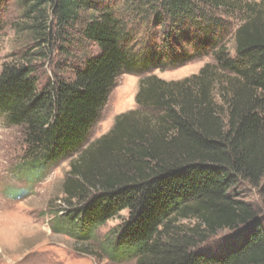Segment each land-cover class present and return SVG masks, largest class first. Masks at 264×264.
Here are the masks:
<instances>
[{"label": "trees", "instance_id": "obj_1", "mask_svg": "<svg viewBox=\"0 0 264 264\" xmlns=\"http://www.w3.org/2000/svg\"><path fill=\"white\" fill-rule=\"evenodd\" d=\"M10 1L0 0V14ZM123 1L131 10L125 15L110 0H21L36 47L3 64L0 115L21 127L29 155L52 164L84 144L120 75L147 74L137 104L159 112L158 120L141 126L122 117L80 156L65 182L59 223L86 241L127 211L110 232L112 255L136 264H264V218L236 194L245 183L259 188L264 203V20L256 12L233 33L217 13L230 0ZM80 48L89 51L73 75L62 77L63 65L39 81L36 64L51 50ZM205 56L214 61L182 80L152 74ZM115 148L124 168L96 171L100 156ZM186 219L194 225L180 223ZM242 228L247 236L226 256L196 251L219 232Z\"/></svg>", "mask_w": 264, "mask_h": 264}, {"label": "rangeland", "instance_id": "obj_2", "mask_svg": "<svg viewBox=\"0 0 264 264\" xmlns=\"http://www.w3.org/2000/svg\"><path fill=\"white\" fill-rule=\"evenodd\" d=\"M110 1L119 14L125 15L124 10L131 11L123 0ZM230 1L228 9L222 7L217 13L225 15L230 21L233 33L256 12L264 20V0ZM23 16L21 0H11L6 11L0 14V72L4 63L20 59L24 50L36 47ZM136 31L135 37L144 40L143 30L136 28ZM226 43L234 55V37L231 35ZM93 50L97 51V48ZM87 51L80 48L65 55L58 49L51 50L49 58L36 64L39 81L55 78L60 74L58 66L63 65L69 67H65L64 72L61 70L62 77L73 75L72 66L81 63ZM213 61V56L200 57L182 67L165 71L157 69L152 74L168 81L182 80L199 73L206 63ZM146 76L133 73L120 75L99 121L87 133L84 144L70 157L52 164L46 165L29 155L21 127L10 124L4 115H0V264H136V258L112 255L108 245V239L112 238L110 232L124 222L128 217L127 211L99 226L86 241L70 236L59 223L57 214L68 206L65 182L73 175L72 165L80 161L85 151L112 133L122 117L127 124L141 126L147 121L158 120L159 112L137 104V94ZM212 95L216 102L222 104L218 87ZM125 164L126 157L115 148L100 156L96 171L108 173L124 168ZM236 194L243 201L253 203L264 218V203L259 188L243 183L237 187ZM180 223L194 225L195 221L186 219ZM246 233V228L223 230L196 251L216 258L224 257L241 245Z\"/></svg>", "mask_w": 264, "mask_h": 264}]
</instances>
